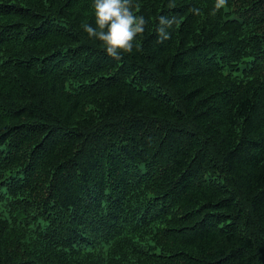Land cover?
Instances as JSON below:
<instances>
[{
    "label": "trees",
    "instance_id": "trees-1",
    "mask_svg": "<svg viewBox=\"0 0 264 264\" xmlns=\"http://www.w3.org/2000/svg\"><path fill=\"white\" fill-rule=\"evenodd\" d=\"M134 3L116 60L93 0H0V264H264V0Z\"/></svg>",
    "mask_w": 264,
    "mask_h": 264
},
{
    "label": "clouds",
    "instance_id": "clouds-1",
    "mask_svg": "<svg viewBox=\"0 0 264 264\" xmlns=\"http://www.w3.org/2000/svg\"><path fill=\"white\" fill-rule=\"evenodd\" d=\"M228 0H215L212 16L226 8ZM169 8L175 4L170 3ZM95 27L88 23L81 25L90 39L101 43L106 54L116 60L130 55L133 49L139 50L137 37H142L148 21L140 14L139 3L134 0H93ZM191 12L197 16L202 15L199 8H192ZM177 15L160 16L158 18L157 43H164L171 39L174 26H179Z\"/></svg>",
    "mask_w": 264,
    "mask_h": 264
}]
</instances>
